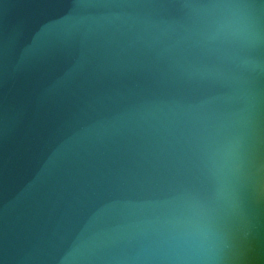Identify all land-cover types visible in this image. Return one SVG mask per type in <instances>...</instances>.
I'll return each mask as SVG.
<instances>
[{
    "label": "water",
    "instance_id": "1",
    "mask_svg": "<svg viewBox=\"0 0 264 264\" xmlns=\"http://www.w3.org/2000/svg\"><path fill=\"white\" fill-rule=\"evenodd\" d=\"M264 0H0V264H217L225 119L264 92Z\"/></svg>",
    "mask_w": 264,
    "mask_h": 264
},
{
    "label": "clouds",
    "instance_id": "2",
    "mask_svg": "<svg viewBox=\"0 0 264 264\" xmlns=\"http://www.w3.org/2000/svg\"><path fill=\"white\" fill-rule=\"evenodd\" d=\"M225 32L264 38L240 11H225ZM221 180L219 207L192 225L202 250L217 264H264V92H253L247 107L229 115L215 147Z\"/></svg>",
    "mask_w": 264,
    "mask_h": 264
}]
</instances>
